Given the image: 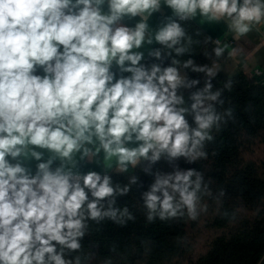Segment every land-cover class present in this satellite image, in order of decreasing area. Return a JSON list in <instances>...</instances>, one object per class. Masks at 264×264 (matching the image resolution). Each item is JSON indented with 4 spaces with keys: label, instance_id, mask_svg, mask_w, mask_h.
Returning a JSON list of instances; mask_svg holds the SVG:
<instances>
[{
    "label": "clouds",
    "instance_id": "9594fccd",
    "mask_svg": "<svg viewBox=\"0 0 264 264\" xmlns=\"http://www.w3.org/2000/svg\"><path fill=\"white\" fill-rule=\"evenodd\" d=\"M221 21L239 41L264 25V0H0V264H90L91 223L136 219L117 197L139 177L122 185L113 172L154 177L141 193L149 223L207 211L203 174L175 161L207 159L233 116L217 109L232 81L212 83L229 45L203 27ZM199 37L211 65L196 62ZM101 156L103 172L80 170ZM162 159L172 172H152Z\"/></svg>",
    "mask_w": 264,
    "mask_h": 264
},
{
    "label": "trees",
    "instance_id": "16d2710c",
    "mask_svg": "<svg viewBox=\"0 0 264 264\" xmlns=\"http://www.w3.org/2000/svg\"><path fill=\"white\" fill-rule=\"evenodd\" d=\"M189 32L198 27L194 22L185 25ZM197 46L196 62L211 65L212 61L199 55L204 51L203 37ZM211 45L207 50L211 51ZM186 58L185 57H182ZM228 52L218 63L221 71L212 81L215 89H223L232 81V89L224 90L223 106L218 111L232 108L221 130H213L214 139L206 142L207 159L188 164L184 158L175 161L180 169L195 168L204 176L211 191L201 203L207 211L196 220L184 217L149 223L143 209L141 193L154 182L152 175L140 168L125 174H115L113 181L128 183L130 175L139 177L131 192L117 197V206L127 205L136 219L126 226L105 220L91 223L90 233L84 238L85 252L94 253L90 264H257L264 256V82L249 77L241 70L226 68ZM152 63L151 58L147 61ZM168 61H165L167 64ZM203 87L204 74L193 73ZM195 91V89H193ZM188 93L185 91L187 103ZM191 123V117H187ZM172 172L173 166L163 159L152 166V172ZM223 193V194H221Z\"/></svg>",
    "mask_w": 264,
    "mask_h": 264
},
{
    "label": "crops",
    "instance_id": "0c3cea01",
    "mask_svg": "<svg viewBox=\"0 0 264 264\" xmlns=\"http://www.w3.org/2000/svg\"><path fill=\"white\" fill-rule=\"evenodd\" d=\"M167 14H170L169 10L164 9L161 13L152 17L150 24L152 26L158 25ZM199 21L200 18L197 17V22ZM129 23L134 24L135 21H129ZM194 23L198 26L196 22ZM203 27L206 33L211 35L213 39L220 38L222 42L229 45L228 49L226 50L227 52H231L233 48L242 49V52L230 58V61L226 66L229 72L241 70L249 77H252L253 72L255 70H259L262 72V77L258 80L264 82V25L259 26V31L254 30L246 37L241 38L239 41L234 40L231 33H227V27L223 21L219 22L218 24H205ZM35 163V161L30 162V166L32 167L33 171L35 170ZM112 163L114 168L115 162L113 161ZM90 169L96 170L98 172L104 171L102 166V156L95 158V162L93 163H82L80 165L81 171H88ZM108 171L111 172L113 169L110 168ZM261 264H264V261H261Z\"/></svg>",
    "mask_w": 264,
    "mask_h": 264
},
{
    "label": "built area",
    "instance_id": "2783aa9c",
    "mask_svg": "<svg viewBox=\"0 0 264 264\" xmlns=\"http://www.w3.org/2000/svg\"><path fill=\"white\" fill-rule=\"evenodd\" d=\"M252 77L256 78V79H259L262 77V72L259 71V70H255L252 74Z\"/></svg>",
    "mask_w": 264,
    "mask_h": 264
}]
</instances>
